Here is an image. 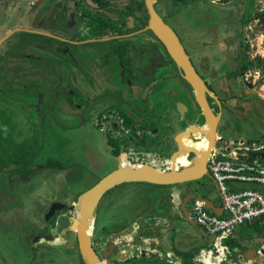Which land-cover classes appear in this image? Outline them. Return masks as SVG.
<instances>
[{"label":"rangeland","instance_id":"rangeland-1","mask_svg":"<svg viewBox=\"0 0 264 264\" xmlns=\"http://www.w3.org/2000/svg\"><path fill=\"white\" fill-rule=\"evenodd\" d=\"M117 1L119 5H113L112 7L125 8L128 5V0H114ZM159 5L156 6L157 12L163 18V20L177 33V36L180 39V42L184 46L187 54L191 57L193 65L196 66L199 74H203L204 70L199 66L198 63V53L197 52H210L214 57L215 61H212V65L216 63L220 64V67L217 70V74L225 75L228 73V66L224 64L225 57L221 53H227L232 55L234 49L233 41L234 32L242 25V20L244 18V8L234 2L228 6H215L212 10V5H210V0H157ZM198 2L199 11L197 17H202L206 13H210L212 20L215 21L212 28V33L207 32L208 36L212 37V44L210 47L202 45L200 42H197L196 35L197 32L192 29L195 23L191 9L186 7L180 8L182 2ZM12 2L16 13L22 16L24 11H27L30 7V0H9V4ZM59 1H56V4L59 5ZM89 6L94 8L95 5L88 0ZM56 5V6H57ZM259 2L256 4V9H260L258 6ZM54 6L51 7V9ZM179 11L180 15L177 12ZM112 18L117 20L115 14L111 15L107 13ZM255 19V18H254ZM21 18L10 17L7 21L8 27H12L16 22H20ZM126 24L128 27L133 26L131 19H126ZM248 30L241 31V35L245 39V44L248 46L249 60L251 61L255 56L264 57V31L263 28L257 23L256 20L247 22L245 25ZM135 29L132 28L130 32H134ZM147 33V32H146ZM139 34V33H137ZM231 36L229 38V36ZM132 37L135 34L131 35ZM149 37L147 34H141L132 39L136 44L134 47L135 58L137 59V68L136 72L140 74H173V69L167 67L163 69L161 73H158L153 66L155 65L154 59L158 60V57L153 51L154 49L146 47ZM82 47V46H81ZM78 48L73 52V50L63 51L65 53L61 54L62 62H56L53 64H48L44 59H41L43 62H40V65L46 66L45 70L40 71L33 80L36 90L40 92L41 99H35L30 97L27 101H24L22 106L24 107V113L19 112V116L16 119L9 117L7 112L3 113L1 116L0 112V158H4L5 161H8L10 165L25 162L30 159L35 161L39 166L43 164H56L64 167H73V170L78 171L82 177L73 183L72 192L73 196H66L65 198L68 201H73L79 194L83 193L95 183L98 182L101 178L109 174L111 171L115 170L122 164V160L117 157H112L111 147H109V140L113 144L115 141L118 142L119 148H116V151L123 155L127 151V144L132 140V129L125 126L122 118L117 119L115 113L112 111H106L103 103H98L96 111L99 113H104L109 115L112 113L111 121L107 124L105 132H100L99 128L96 126L97 114L96 116H90L85 118L87 112V100L90 102L98 101L99 97H102V93H108L109 96H106L109 99L122 100L123 96L118 92H114L111 95L109 93L112 90L107 88L112 77L117 76V74H122L119 70V65L117 63H111L109 66L112 67L109 71L102 66V63L106 61L103 57H95L93 55V61L88 62V50L86 48ZM148 50V52H147ZM92 51V50H90ZM73 54V57L77 59L78 62H75L69 53ZM65 55L68 56V59L65 58ZM227 59V57H226ZM223 61V62H222ZM210 63V61H209ZM55 65L58 66V70L61 74L53 73L51 69L55 68ZM101 65V69H100ZM252 67H249V70L243 71L242 80L250 84L256 85V95H258L259 100L264 97V78L261 74L255 75L256 62L251 63ZM30 63L25 62V68H29ZM73 66V67H72ZM215 66V65H214ZM108 67V68H110ZM254 69V70H253ZM98 70V72H96ZM72 71V72H71ZM67 74H76L79 81H83L84 85L91 83V88H83L82 92L76 91L71 85H68V89L65 87L67 83L70 82ZM88 76V77H87ZM228 76V75H227ZM226 76V79H227ZM135 78L133 85H137V80L139 77L132 76ZM24 78V76H23ZM26 78V75H25ZM180 79V78H179ZM63 80V81H62ZM28 80H26L24 86L27 88L29 86ZM105 83V84H104ZM144 84L143 82H139ZM221 85L223 82H220ZM62 84L58 89H55L56 86ZM83 85V86H84ZM180 86H175L174 84L170 85L174 88L170 89L169 97L166 93L157 94L155 100H172L174 95L179 97V100H182L186 92L188 98L184 97L191 107V115L188 118L189 125H200L201 120H197L198 107L194 103L192 96L190 95L189 87L185 84L182 79H180ZM73 88V90H72ZM109 90V91H108ZM135 91H138L134 89ZM233 100H229L226 106H222L221 112L222 117L219 122L221 127L220 137L225 140H244V141H259L264 138V104L260 101L254 100L252 97H238L240 88L231 86ZM74 93V94H73ZM122 93V91H120ZM183 94V95H182ZM234 94V95H233ZM37 96V95H36ZM145 96V95H143ZM141 96V97H143ZM20 97V96H19ZM144 98V97H143ZM119 101V102H120ZM4 107V105H3ZM9 107V106H8ZM2 110V107L0 108ZM140 110V109H139ZM92 112H95L93 109L89 112L91 115ZM27 113L28 120L25 118ZM7 115V117H4ZM114 115V116H113ZM167 122L170 125L169 127L164 126L166 130L165 134L167 139L171 140L173 148L165 149L162 141H158L157 145H149L146 148L141 149L143 152L147 151L151 154H155L158 161L169 162V157L171 152L175 148H178L180 144L185 146H191L196 152L199 150L200 144L199 141L195 144L187 145L184 139H181V136H186L187 133V123L185 124L177 110L169 111V116ZM166 120L163 124L167 123ZM112 124L114 126H112ZM172 124V125H171ZM140 129L139 126H135ZM108 132V133H107ZM197 135V133H195ZM111 138H110V137ZM200 134H198L199 138ZM110 138V139H109ZM123 138V140H122ZM180 138V139H179ZM20 141V143H19ZM123 141V142H122ZM133 141V140H132ZM159 149V151H158ZM155 151H158L155 153ZM162 153H159V152ZM116 155V154H115ZM117 156V155H116ZM160 157V158H159ZM193 156L190 155V159ZM125 158V157H124ZM129 162H133V158H126ZM142 161L149 162L150 160L144 157L142 154ZM127 162V161H126ZM173 162L177 164L184 165L187 160L185 156H178ZM26 163V162H25ZM12 168V167H11ZM159 170H166L165 166H156ZM58 173L61 170H55ZM55 171H53L55 173ZM63 171V170H62ZM37 173H45L41 169L36 170ZM0 184L5 185L7 181L10 183V176L0 174ZM52 176V173L49 174ZM53 185H58L57 179H48L45 176L35 178L31 183L27 184L25 181H19L17 184V190L20 193L22 199H27L25 202L26 215L30 211L31 203L36 201L35 196L43 195L49 193L50 188H53ZM178 186L179 185H174ZM185 186L198 187L200 190H209L212 187L211 179L206 176L198 181H193L190 183H185ZM37 187L39 191H37ZM33 188L32 190H30ZM66 193L67 190L70 191L68 185L64 183L62 186ZM173 186H154L150 184H122L117 186L113 190L106 193L98 204V210L94 215V225L92 228V237L95 239L99 236L108 238V236L113 232L121 231L125 226H129L138 216H140V221L143 219L149 208L153 207L154 204L159 202V207L169 208L171 205V193ZM30 190V191H29ZM40 193V194H39ZM31 200V203L29 202ZM3 205L0 207V253L12 251H17L18 248H23L19 239L21 233L27 230L25 224V218L22 216L21 211L11 213L12 215L6 214V212H1L3 210ZM145 212V213H144ZM9 215V216H8ZM8 216V217H7ZM142 218V219H141ZM186 227L184 230L191 235L192 240L188 243L185 241V246L181 254L185 255V259L195 257L200 255L199 251L193 250V244L201 242V239H198L199 235L194 230V228L185 223ZM255 232L264 233V226L256 223ZM198 236V237H197ZM12 240V241H11ZM198 240V241H197ZM180 244L181 241H175V244ZM225 243V242H224ZM13 247L14 250L11 249ZM212 246H205V250H208ZM232 252V251H230ZM263 252L259 251V256L257 262L259 264H264ZM20 256V254H19ZM28 258L24 257L21 261L20 259L14 264H26ZM175 262V261H174ZM187 262V260H185ZM11 263V264H13ZM224 263V262H223ZM118 264V263H116ZM150 264H167L164 261L150 263ZM185 264V263H183Z\"/></svg>","mask_w":264,"mask_h":264},{"label":"flooded vegetation","instance_id":"flooded-vegetation-1","mask_svg":"<svg viewBox=\"0 0 264 264\" xmlns=\"http://www.w3.org/2000/svg\"><path fill=\"white\" fill-rule=\"evenodd\" d=\"M56 1L60 2L59 5L56 4ZM90 1L95 5L94 8L89 6L88 0H30V8L27 11H24L22 13V16H20L16 13V10L11 11V14L9 13L10 9H14L12 2L9 4V0H0L1 116H3V113L7 112V114H9V117H11L12 119H16L19 116V112L24 113V107L22 106L24 101H27L30 97L41 99L40 95H38L40 92H38L36 88H33L35 87V85L32 81L35 80L40 71L45 70L48 64L56 62L61 63V54L65 53L63 51H66V49L70 47V43L80 44L85 42L86 44L84 45H90L93 52L92 54L96 55V58L103 57L106 59V61L102 63V66L105 67L109 71V73H111L109 69L112 68L109 65L112 62L119 65V70L122 74H117V76L112 77L110 79V83L107 86L109 90H112V92L109 93L111 95L112 93L118 91V93H120L121 85L125 86L126 82H129L131 86H134L133 81L135 78H132V76L139 77L137 80H135L136 82H143L144 84L148 82L147 79L151 76V74L142 75L139 72L135 71L138 66L137 59L135 58L134 53V47L136 46V44L132 41L133 38L141 34H147L149 40L147 41L146 47L148 48V50L152 47V49H154L153 51H155L158 57V60L154 59L153 63L155 65L153 66V69H155L158 73H161L163 69L170 67V65L171 69H173V74H160L162 78L159 77V74H154L155 81L147 88H149L150 90L152 87H155L154 90H157V88L162 85L170 86L174 84L175 86H180V79H182L180 70L174 65L172 61H170L162 44L151 33L141 32L146 25L143 28L140 27V20L131 15L124 16L123 20L120 19V12L122 10H124V12L134 11L133 13H135L136 3L140 0H128V5L122 9L117 6H110V3H112L113 5H119L117 4V1L114 0ZM119 1L120 0H118V2ZM155 1L156 2L154 4V9L160 16V14L156 10V6L161 3H159V1L157 0ZM233 2L234 4L239 3L242 8H244L243 12L245 16L242 20L241 27L237 30L238 32H234L233 34L235 40L233 41L234 49L232 51V55L229 56L228 53L226 55L225 51L224 53H221V55L225 57L224 62H222L226 64V66H228L227 74L223 76L217 74V70L223 66L220 67V64L216 62L214 64L215 66L212 65V61H215L212 53L201 51L197 52L198 63L199 66L203 68L204 73L199 74L196 66L193 65L191 57L187 54L184 46L182 45L186 54L189 56L192 66L194 67L200 78L203 80L204 85L209 92L206 93L208 106L215 115L220 113L219 122L222 117V106H226L229 100H233V97L231 96L232 84L233 86H237L240 88L238 97H252L254 100H256V102L260 101L264 104V97L259 100L260 98H258V95H256L255 93L256 85L250 84L247 81L244 82L241 79L242 75L244 74L242 70L243 66H249L253 61L257 59V57H260L255 56L251 61L249 60L248 46H246L245 44V39L241 35V31L249 29L245 25L247 24L248 20L250 22L252 21V19L256 20L264 31V0H210V5H212V10H214V7L218 5L222 7H230ZM257 2L260 3L259 6L257 5L258 7H260V9H256ZM178 4H180V8L186 7L187 9H191L195 23L198 24L197 26L194 25V28L192 29L193 31L195 30V32H197V35L195 36L197 42H200L206 47H210V45L212 44V37H209L207 32L211 30V27L214 24H216L215 21L212 20L210 13H206V15H203L202 17H197V13L199 12L197 10L198 2L190 1L187 3L182 2ZM52 6L54 7L51 9ZM141 12L142 14L146 15L145 5L144 9H142ZM107 13H110L111 15L115 14L117 16V20L109 16ZM176 13L180 15L178 10ZM10 17L21 18V21L16 22L12 27H8L7 21H9ZM129 18L131 19L133 24V26L131 27H128L126 24V19ZM104 19L108 21V28L100 30V33H95L98 28L103 25L102 20ZM161 19L163 20L162 17ZM132 28L135 29L134 32H130ZM121 30H123L124 33H121ZM133 34H135V36L132 37L131 35ZM175 34L177 36V33ZM230 37L231 36H229V38ZM122 46H124L125 48L122 49ZM120 49L123 50L125 59L128 60V67L126 69L128 70V74H125L126 70L124 64L121 61ZM69 54L75 62H78L77 59L73 57V54L71 52ZM65 58L68 59V56L65 55ZM93 58L94 56L92 57V59ZM262 58L264 59V57ZM41 59H44V62H46V66L40 65V62H43ZM25 62L30 63V66H28L29 68H25ZM52 72L56 74L55 70H53ZM96 72H98V70ZM254 72L256 74H264L260 67L258 69H255ZM157 76L158 78L156 80ZM26 80H28L27 84H29L27 88L24 86ZM182 81L184 80L182 79ZM220 82H223V84L221 85ZM185 84L189 87L191 93L190 95L193 98L192 101H194V94L192 92V89L186 82ZM91 86V83H88L86 84V87L83 86L81 89H83L84 87L90 89ZM174 87L171 86V88ZM81 89L78 88L77 90H79V92H82ZM183 93H185L184 97L188 98V96H186L187 93ZM106 96H109L108 93H102V97H99L97 99L98 101L90 102L91 100H87V109L88 107L95 108L98 103H103V105H106L104 107L106 111H112V113L116 112L115 116L117 119L122 118V114L127 116L130 120L132 119L133 116L130 110H123L121 108L122 105L118 100H114L112 98L109 99ZM156 96L157 93L156 95H153L151 98L152 100L149 101L148 106H150L151 109L147 114L148 117H151L152 120H155L157 117V120H159L163 124L165 120L167 122V118L169 116L168 113L166 114V109H169L168 112L171 109L176 110V103L180 102L187 107V110L184 112L183 118H180H182V121L184 123L188 122V118L191 115V107L189 106L190 103H188L186 99H183L184 97L181 98L182 100H179V97H177V93V95L175 96V100H173L174 104L168 105L163 103L159 104L158 100H155ZM94 111V113L97 114V117H95L97 118V121H99L102 116H107L108 121L111 120L112 113H110L109 115L99 113L96 111V108ZM196 115L197 120L202 121V123L198 125V127H203L205 125V122L200 116V111H198ZM4 117H7V115H4ZM23 118L29 121L27 113ZM122 120L124 123L123 118ZM159 123H155L156 125L154 128H150L149 126L148 128L145 124V126L139 124L140 129L136 127L135 135H132L131 137L133 141L130 140V143L128 141L126 147L127 151L124 155L120 153L121 156L134 159L135 156H138L139 150L144 149L149 145H157L159 141L157 137L160 136V134L157 132V130L159 129ZM169 124L167 122L165 125L163 124V126H167ZM202 130L200 131L202 132ZM133 131H135V128ZM196 133V136L198 137V131ZM218 137H220V134L216 136V138ZM192 138L194 139L195 143L197 142L196 140H198V143L200 144L201 140L205 137L203 136L199 139H196L195 136H192ZM181 139H184L187 145L193 144L186 138ZM111 146L113 149L111 150L112 157H119L116 151V148H119L118 142L115 141L113 144L111 143ZM158 151H155V153H157ZM159 153L162 152L160 151ZM152 155L155 156V154ZM21 161L16 162V164L10 165V163L8 161H5L4 158H0V174L9 175V178L11 180L10 183L9 181H7L5 185L0 184V207L3 205L4 208L1 212H6V214H9L8 212L15 214V212H18V210L21 211L22 216L25 218V224L28 226L27 230L21 233L19 239L21 238L20 242L23 248H26V250L19 247L17 251H12L13 254L4 252L2 255V253H0V264H11L13 262H17L19 259L22 261L24 257L28 258L25 262L26 264H84L78 249L77 236L70 231H66L64 228L59 227L57 224L59 216H63L65 218L71 217L72 214L67 211V207L75 202L77 197L80 195L79 194L73 201H68L65 197H63V195L65 194L66 196L69 195L68 193L71 192L73 183L75 181H78L82 177L79 173H77L78 171L73 170V167L76 166H63V168L49 166L48 164L39 166L35 161L32 160H30L29 165L25 166V162L20 163ZM165 164H167L166 169H168L170 163L165 161ZM173 164L177 168H179L176 162H173ZM37 169H41L45 173H37ZM56 169L61 171L58 173V171H55ZM53 171H55V173ZM65 171H70V175H68L67 178L63 176V172ZM50 173H52V176L49 175ZM54 174L56 175L55 178H53ZM41 176H45L46 178L53 180L57 179V183L59 184V186L53 185V188H50L49 193L43 194L42 196H35L36 201H33L32 203L30 200L29 202L31 203V208L26 215L25 202L27 201V199H22L20 193L16 191L17 184L19 183V181H25L27 182V184H29L35 178ZM66 179L68 180L65 181ZM64 183H66L68 185V188L70 189V191L67 190L68 193H66L64 190H61L63 189L62 186H64ZM32 189L33 188H31L30 190ZM37 191H39L38 187ZM56 209H60V211L58 212ZM98 209L99 208L97 207L96 211ZM11 213L9 215H12ZM144 227L145 225H140L137 229L138 233L142 231V240H144L143 235L146 234V229ZM128 228L129 226L126 227L125 230H127ZM121 231H123V229ZM119 232L116 231L111 233L108 238L99 236L95 239L94 237H91V246L100 264L152 263L149 259L150 257L148 255L146 247L143 246L140 247V251L133 256L131 255L127 257L129 253L125 251L124 253L122 252L117 254L116 250H111L107 255H105V257H102L104 252L103 246H107L108 239L111 236L118 234ZM137 232L136 234H138ZM134 240H136V235L131 239V241ZM136 243H139V239ZM11 249L14 250L13 247H11ZM261 251H263L262 256H264V249H262ZM254 254L255 259H258L259 251H256ZM169 258L170 261H172V257L170 256ZM225 258L226 259L224 263L226 264H228V262L229 264H239L238 260H240V257L238 258L237 253L233 251L230 252L229 250V253L226 254ZM236 258L238 259L237 261ZM174 261V264L184 263V259L180 258H174ZM254 264L259 263L255 262Z\"/></svg>","mask_w":264,"mask_h":264},{"label":"water","instance_id":"water-1","mask_svg":"<svg viewBox=\"0 0 264 264\" xmlns=\"http://www.w3.org/2000/svg\"><path fill=\"white\" fill-rule=\"evenodd\" d=\"M143 1L145 5V14L148 17V20L146 26L141 32L151 33L162 44L169 59L180 70L182 79L192 89L194 102L199 108L201 118H203L205 122L203 127L189 125L186 136H181V138H186L194 144L195 142L191 133L195 134L198 131L200 134L199 138L204 136L207 139L208 148L202 155H197V152L191 148V146L189 147L180 144L176 152H174L169 158L171 168L163 171L159 170L152 164L142 162L139 156L135 157L133 162H129L124 156L119 157L122 160V164L119 167L81 193L76 201L67 207V211L72 214L70 218H65L63 216L58 217V226L77 236V245L84 264H100L91 246V237L92 228L95 223L94 215L96 209L99 201L106 193L122 184L136 183L150 184L154 186H174L197 181L206 176L210 177L207 169V161L210 151L215 145L216 136L221 133V127L219 125L220 113L215 115L208 106L206 93L209 92L205 87L203 80L192 66L189 56L186 54L178 37L171 27H169V25H167L156 13L154 9L156 1ZM176 107L180 113V117L183 118L187 107L180 102L176 103ZM200 130H202V132ZM183 155L189 165H180L179 170H174L173 161L176 157ZM190 155L193 156L191 159L189 158ZM262 161L264 162V157ZM193 199L205 201L201 197H194ZM56 210L58 212L60 211V209ZM134 230L135 227L131 226L127 230L120 231L118 234L111 236L107 241L108 245L103 246L104 252L102 257H105V255L111 250H116L117 254L124 253L125 251L129 253L127 257L131 255L133 256L140 251V247L151 245L149 242L141 239L142 231L137 234L136 240H127V238L134 233ZM138 239L139 243H136ZM155 247L158 248V251L157 253L152 254V257L149 258L151 262L155 263L164 261L167 264H174L173 257L171 258L172 261H170L167 254H160L161 251H165L169 246L160 242L159 244H156ZM235 253H237L239 258L240 252L236 251Z\"/></svg>","mask_w":264,"mask_h":264},{"label":"crops","instance_id":"crops-1","mask_svg":"<svg viewBox=\"0 0 264 264\" xmlns=\"http://www.w3.org/2000/svg\"><path fill=\"white\" fill-rule=\"evenodd\" d=\"M210 32L212 33V28H211ZM84 44H86V43L85 42L80 43V44L70 43V47L68 49H66V51L71 49V50H73V52H75V50L80 48L81 46H82L81 48L85 47L86 48L85 50H88L89 53H91L90 55L88 54V59H89L88 62H91V61H93V59H92V57H93L92 53L93 52L90 51V50H92V48L90 47V45H84ZM50 49H52V48H50ZM53 70H55L56 73L61 74L60 71L58 70V66L55 65V68H53ZM67 77H69L70 82L67 83V86L65 87L66 89H68V85H71L74 89H76V91H78L77 90L78 88L81 89L83 87L84 82L79 81L77 79L78 76H76V74H67ZM159 77L162 78L160 74H159ZM157 78H158V76L156 77V80H157ZM147 81L148 82L146 84H140L139 82H137L138 84L136 85V87L131 86L129 82H126L125 86L121 85L120 91H122V93H119V94H121L123 96V99L121 101L120 100L119 101L122 105L121 108L123 110L128 109L131 111L132 116H133L131 120L133 121L134 125L142 124L143 126L146 125L147 127L149 126L150 128H154L155 125L158 124L160 121L157 120V117L155 120H152L151 117H148L147 114L149 113V111L151 109L150 106H148L149 101L152 100L151 99L152 96L156 95V93L157 94L166 93L169 97V95H170L169 92H170L171 86L162 85V86H159V88H157V90H154L155 87H152L149 90V88H147V87L152 85L155 81L154 74H151V76L147 79ZM61 85L62 84H60L59 86H56L55 89H58ZM73 88H72V90H73ZM134 89H136L138 91H135ZM143 95H145V96H143ZM141 96H143L144 98ZM175 96L176 95H174V98L172 100H169V99L162 100V101L158 100V103L159 104L163 103V104H168V105L174 104L173 100H175ZM92 108L93 107H88L87 112L85 114V116H86L85 118L96 115L94 112H92L91 115L89 114V112L92 110ZM93 110H95V108H93ZM168 110L169 109H166V114L167 113L169 114ZM176 110H177V107H176ZM177 112L179 113L178 110H177ZM181 120H182V118H181ZM186 123H187L186 128H188L189 123L188 122H186ZM112 126H114V125L112 124ZM169 126L170 125H167V127H169ZM158 127H159V129L157 130V132L160 134V136L157 137L158 140L163 142L164 146H166L165 149H169L170 147L173 148V144H171L170 139H167L168 137L165 134L166 130L163 128L164 126L161 122L159 123ZM188 133H189V131H188ZM191 136H195V138H196L195 134L191 133ZM109 145H110L109 147H111V150H113L110 140H109ZM177 149L178 148H175L173 150V152H171L170 156L174 152H176ZM138 152H139L138 156L140 157L141 161H142V154H144V157L150 160L149 162H146V163L152 164L154 166H162L163 165V166L167 167L166 166L167 164H165V162L163 163L162 161H158L157 157L153 156L151 153H149L147 151L143 152L142 150H139ZM180 165L181 164H178V166H180ZM69 172H67V171L63 172L64 173L63 176L65 178H67L68 175H70ZM55 177H56V175L54 174L53 178H55ZM67 180L68 179H66L65 181H67ZM211 181H212V187L206 191L200 190L198 187H195V186L194 187H192V186L183 187L184 184L179 185V187L173 186V189H172L173 191L171 193V205L169 206V208L164 209V208L159 207V202H158V203L154 204L153 207L149 208V211L146 212L148 214L145 215L143 217V219L141 218L142 219L141 221H140L141 215H139L137 220H135L133 223H131L129 225V227L130 226L135 227V230H134L135 233H132L131 236H129L130 238L128 237L129 239L127 238V240H131L135 235L137 236L136 232H137L138 226L145 225L144 228L146 229V234L143 235V238L146 242H149L151 244L150 246H146L149 257H152V254L157 253L158 248H156L155 245L159 244L161 242V243H164L165 245H167L169 247L166 248L165 251H161L159 249L161 251L160 254H167L168 257L171 256V257H174L176 259L177 258L184 259L185 264H204L200 255H196L195 257H192V258L186 257L187 259H185V255L181 254V253L183 252V249L185 246V241H186V243H188L190 240H192L191 235H189V233L184 230V228L186 227L185 223L191 225L194 228V230L198 233V235H199V237L197 236L198 239H201L200 243L199 242L197 244L192 243L193 244V247H192L193 250L199 251L201 254L202 251H207L204 249L205 246L209 247L212 244V237L207 235L201 228H199L195 224L194 220L192 219V217L190 215L192 203L194 202V200L200 201L199 199H193L194 197H198V198L201 197L202 199L205 200V201H201V202L204 203L205 209L209 213H212V214L217 215V216L223 215L222 202H221L220 194H219V192L216 188V185L212 179H211ZM244 187H246V186H244ZM68 194H69L68 196H73L72 190ZM63 197H66V194L63 195ZM256 223L257 222L237 227L236 230L233 232V234H231L227 239H225L223 241V244L230 251H233V252L239 251L240 252L239 253L240 254V258H239L240 260H238L236 258V261L238 260L239 264H254L255 262H257V259H255L254 253L256 251H261L262 249H264V233L255 232V230L258 229L255 226ZM126 227H128V226H125L123 228V230H125ZM175 241H181L180 244H182V245H179V243L175 244ZM231 245H233V249L230 248ZM185 260H187V262H185ZM222 264H226V263H222ZM228 264H229V262H228Z\"/></svg>","mask_w":264,"mask_h":264},{"label":"built area","instance_id":"built-area-1","mask_svg":"<svg viewBox=\"0 0 264 264\" xmlns=\"http://www.w3.org/2000/svg\"><path fill=\"white\" fill-rule=\"evenodd\" d=\"M107 118L102 116L96 122L100 132H105L110 123ZM263 157L264 138L255 142L216 138L207 169L220 194L223 215L209 213L198 200H194L190 211L195 224L212 237V247L200 254L203 262L207 258L214 264L225 261L229 249L223 241L237 227L254 222L264 226Z\"/></svg>","mask_w":264,"mask_h":264},{"label":"trees","instance_id":"trees-1","mask_svg":"<svg viewBox=\"0 0 264 264\" xmlns=\"http://www.w3.org/2000/svg\"><path fill=\"white\" fill-rule=\"evenodd\" d=\"M142 9H144V4H143V1L142 0H140L139 2H137L136 3V8H135V13H133L134 11H132V12H124V10H122L121 12H120V19H122L123 20V17L124 16H135L138 20H140V22H141V26L140 27H144L145 25H146V21H147V16L146 15H144V14H142ZM131 11V10H130ZM103 21V25L102 26H100L99 28H98V30L95 32V33H100V30H104V29H107L108 28V21L106 20V19H104V20H102ZM138 28V27H137ZM121 33H124V31L123 30H121L120 31ZM123 48L122 49H124L125 47L124 46H122ZM122 49H120V57H121V61H122V63L124 64V66H125V70L127 69V67H128V65H127V61L128 60H126L125 59V54H124V52H123V50ZM171 61V60H170ZM255 62H256V66H254L255 67V69H258L259 67L261 68V70L264 72V59L262 58V57H257V59L255 60ZM252 67V65L250 64L249 66H243V71H246V70H249V67ZM125 74H128V70H126V73ZM262 75V77L264 78V74H261ZM123 119H124V123H125V126L126 127H128V128H131L132 129V132L134 133V135H135V131H133L134 130V128H135V126H134V123L132 122V120H130L127 116H125L124 114H122V116H121ZM117 155L119 156V157H122L121 156V154H119L118 152H117ZM26 163H25V166L26 165H29L30 164V159H28V160H26L25 161ZM49 166H53V167H58V168H63V166H60V165H56V164H48ZM244 188H247V187H244ZM230 248L231 249H233V245H231L230 246Z\"/></svg>","mask_w":264,"mask_h":264},{"label":"bare ground","instance_id":"bare-ground-1","mask_svg":"<svg viewBox=\"0 0 264 264\" xmlns=\"http://www.w3.org/2000/svg\"><path fill=\"white\" fill-rule=\"evenodd\" d=\"M208 148V141L206 138H203L201 140V143H200V147H199V150L197 151V155H202L205 150ZM197 157H200V156H197ZM184 165H189L188 162H186ZM171 168V164L169 165L168 169ZM173 168L174 170H179V168H177L174 164H173ZM138 225V224H137ZM130 238V237H129ZM128 238V239H129ZM221 254V253H220ZM204 262L206 264H214L211 260H209V258L207 259H204Z\"/></svg>","mask_w":264,"mask_h":264}]
</instances>
